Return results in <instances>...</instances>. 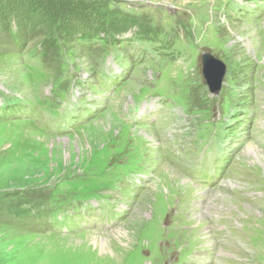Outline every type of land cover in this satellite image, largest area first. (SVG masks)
Here are the masks:
<instances>
[{
  "label": "rangeland",
  "instance_id": "374dc122",
  "mask_svg": "<svg viewBox=\"0 0 264 264\" xmlns=\"http://www.w3.org/2000/svg\"><path fill=\"white\" fill-rule=\"evenodd\" d=\"M0 264H264V0H0Z\"/></svg>",
  "mask_w": 264,
  "mask_h": 264
},
{
  "label": "water",
  "instance_id": "95a60500",
  "mask_svg": "<svg viewBox=\"0 0 264 264\" xmlns=\"http://www.w3.org/2000/svg\"><path fill=\"white\" fill-rule=\"evenodd\" d=\"M202 73L211 91H218L223 76L224 65L210 53L202 54Z\"/></svg>",
  "mask_w": 264,
  "mask_h": 264
},
{
  "label": "bare ground",
  "instance_id": "6f19581e",
  "mask_svg": "<svg viewBox=\"0 0 264 264\" xmlns=\"http://www.w3.org/2000/svg\"><path fill=\"white\" fill-rule=\"evenodd\" d=\"M247 150L248 151H254L255 152V154H256V156H257V158L259 159V156H260V152H256V149L254 148V147H252V146H248V148H247ZM172 174L176 177V176H179L176 172H174V171H172ZM174 176H172V178L174 177ZM171 178V177H170ZM175 187V186H174Z\"/></svg>",
  "mask_w": 264,
  "mask_h": 264
},
{
  "label": "trees",
  "instance_id": "16d2710c",
  "mask_svg": "<svg viewBox=\"0 0 264 264\" xmlns=\"http://www.w3.org/2000/svg\"><path fill=\"white\" fill-rule=\"evenodd\" d=\"M16 18H17V20L20 21V23L22 22V20H20V18H18V17H16ZM15 26H16V25H15ZM17 26H18V27H17ZM17 26H16V28H19V25H17ZM75 31H80V30H77V29H76V30H74V29L71 30V32H72L73 34H74ZM82 32L85 33V32H87V31L83 30ZM87 33H88V32H87ZM75 34H76V33H75ZM88 34L93 35L92 32H89ZM88 34L85 35V36H88ZM81 35H83V34H81ZM81 35H80V36H81ZM90 35H89V36H90Z\"/></svg>",
  "mask_w": 264,
  "mask_h": 264
}]
</instances>
